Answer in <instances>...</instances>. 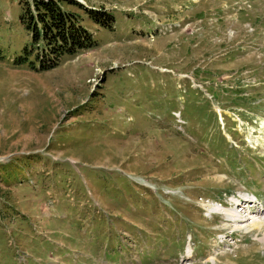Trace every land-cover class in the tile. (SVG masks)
<instances>
[{"label": "rangeland", "instance_id": "rangeland-1", "mask_svg": "<svg viewBox=\"0 0 264 264\" xmlns=\"http://www.w3.org/2000/svg\"><path fill=\"white\" fill-rule=\"evenodd\" d=\"M76 1L37 72L0 0V264H264V0Z\"/></svg>", "mask_w": 264, "mask_h": 264}, {"label": "trees", "instance_id": "trees-1", "mask_svg": "<svg viewBox=\"0 0 264 264\" xmlns=\"http://www.w3.org/2000/svg\"><path fill=\"white\" fill-rule=\"evenodd\" d=\"M21 6V23L31 40L15 63H30L37 72L53 70L64 58L74 59L98 46L94 34L81 22V16L68 8L85 11L94 23L106 29L110 28L108 20L113 21L111 14L105 13L102 17L99 11L86 8L76 0H26Z\"/></svg>", "mask_w": 264, "mask_h": 264}, {"label": "bare ground", "instance_id": "bare-ground-1", "mask_svg": "<svg viewBox=\"0 0 264 264\" xmlns=\"http://www.w3.org/2000/svg\"><path fill=\"white\" fill-rule=\"evenodd\" d=\"M224 210V209H223ZM222 210V211H223ZM222 211H220V210H218V212H222ZM223 212H226V211H223ZM222 212V213H223ZM236 215H239L241 218H242V220L244 219L243 218V216H241V214H239V213H237V212H233V214L232 213H229V212H226V214H225V216L226 217H232V218H234V216H236ZM245 220V219H244ZM249 219H247V220H245V221H248Z\"/></svg>", "mask_w": 264, "mask_h": 264}]
</instances>
